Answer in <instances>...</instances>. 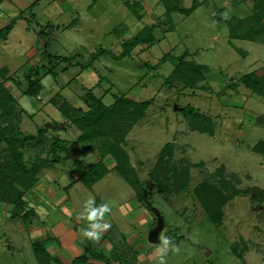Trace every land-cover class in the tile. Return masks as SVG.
Wrapping results in <instances>:
<instances>
[{
    "label": "rangeland",
    "instance_id": "rangeland-1",
    "mask_svg": "<svg viewBox=\"0 0 264 264\" xmlns=\"http://www.w3.org/2000/svg\"><path fill=\"white\" fill-rule=\"evenodd\" d=\"M190 2L182 0L180 6L187 8ZM198 2L190 15L171 13L165 21L158 0H0V30L10 25L0 36V68L7 69L3 86L16 100L10 122L18 134L34 135L45 123L67 122L47 103L53 94L74 107L82 106L80 96L88 89L105 106L117 96L151 101L120 145L134 168L130 178L145 190L143 199L136 202L133 189L114 171L90 189L79 183L78 206L70 194L78 215L90 197L111 204L106 240L118 250L116 264H157L159 241H146L155 225L150 208L163 219L160 233L181 249L169 255L168 264H264V200L250 199L253 187L255 198L264 194V158L251 152L256 142H264V98L237 81L260 74L264 45L228 37V24L249 15L250 0ZM149 26L150 37L118 57L121 44ZM179 57L208 69L193 89L168 79ZM50 66L55 77L44 74ZM29 68H36L41 78L39 100L22 93ZM187 107L207 120L181 111ZM199 124L212 133L196 131ZM79 134L68 124L44 135L46 143L54 137L63 141L65 149L52 163L63 168L61 176L66 169L78 175L96 159L99 141L78 142ZM37 150L26 149L25 158ZM50 169L56 174L52 165ZM203 181L216 189L226 185L222 205L201 204L196 189ZM41 208L60 216L52 199H44ZM8 213L0 202V264H36L30 242L43 236L27 233L28 223L12 221ZM125 240L137 252L129 251ZM58 259L53 264H67Z\"/></svg>",
    "mask_w": 264,
    "mask_h": 264
},
{
    "label": "trees",
    "instance_id": "trees-1",
    "mask_svg": "<svg viewBox=\"0 0 264 264\" xmlns=\"http://www.w3.org/2000/svg\"><path fill=\"white\" fill-rule=\"evenodd\" d=\"M95 1L97 0H92V3ZM158 1L163 7L165 21L171 13L188 16L199 6L198 0H191L187 8L180 6L182 0ZM250 2L251 8L248 10L249 15L228 24V37L234 40L249 41L264 45V0H250ZM217 21L220 22L218 17ZM9 30L10 25L5 26L0 30V36L6 35ZM150 30V26L143 28L138 34L125 40L124 43L121 44V52L118 57L128 55V52L137 44L144 43L146 39L150 37ZM50 58L52 60L57 59V57L48 56V59ZM48 65H50L49 61ZM42 68L44 67L41 66V69ZM207 70L205 66L184 61L183 57H179L168 79L170 82L174 81L193 89L195 84L203 77ZM37 71L36 68H29L23 76L25 87L22 93L29 98H35L41 90V78ZM44 71V74H49L52 77L56 76L51 66ZM7 73L8 71L6 68H0V202L11 205L10 214L8 215L9 219L12 220L16 217L26 219L30 212L25 211L20 215L23 210L21 193L34 186L37 175L41 170L50 168L52 163L58 162L59 153L62 152L65 147L62 144L63 141L56 137L50 138L49 142L46 143L47 138H45L44 135L47 129L43 127L37 128L34 135L28 134L21 136L18 134L16 126L10 122L14 108L17 105L16 100L13 98L10 91L3 86V82L9 79ZM237 81L238 84H241L250 91L251 94L264 98V67L260 74H245L240 76ZM80 101L82 106L74 107L64 99H61L58 94H54L48 99V103L67 121L63 123L64 127L70 124L80 131L77 138L78 142L99 141L100 143L95 162L88 170L81 172L77 180L85 187H90L106 173V169L103 166V159L109 157L114 162L112 170L133 189L136 200L140 202L144 197L141 191L144 193L145 190L140 191L142 188L137 180L130 178V175L132 176V174H134V168L129 163L120 145L123 143L125 132L129 129L131 124L140 120L151 101L135 102L123 98V96H117L114 97L110 105L105 106L101 103V99L95 97L89 89L80 96ZM181 111L198 116V113L189 107L183 108ZM198 118L203 121L207 120L203 115H199ZM209 125L211 126V124ZM208 127L205 128L199 124L195 130L201 133L211 134V129ZM45 143L46 148H43ZM39 147L43 149L41 150ZM30 148H38V150L36 153H32L31 159L29 158L30 156L25 158L26 149ZM42 151H44V153H42ZM251 152L264 158V142H256L251 147ZM198 186L196 190L200 193L199 197L202 200V205L207 203L213 204V202H215L217 206L223 204L221 202L226 197L223 194V188L226 185H221L223 188L216 189L210 183L203 181ZM231 189L232 188L227 185V188L224 190L229 194L231 193ZM250 199L264 200V194L259 192L257 198L251 195ZM96 202L99 204L97 200ZM83 244L88 250L87 254L79 255L74 258L70 264H85L88 258L101 261L104 264L108 263V260L104 258L102 253H94L92 250H89L85 238ZM31 250L36 264L54 263L43 248L42 241H32Z\"/></svg>",
    "mask_w": 264,
    "mask_h": 264
},
{
    "label": "crops",
    "instance_id": "crops-1",
    "mask_svg": "<svg viewBox=\"0 0 264 264\" xmlns=\"http://www.w3.org/2000/svg\"><path fill=\"white\" fill-rule=\"evenodd\" d=\"M35 99L39 100V96ZM48 99H47V103H48ZM19 109L21 108L19 107ZM21 111L23 110L21 109ZM66 151L68 150L66 149ZM95 160L93 161V163L95 162ZM93 163H91V165H89L87 168L89 169L93 165ZM113 165H114L113 160L109 157H105L103 159V166L106 169V173L98 181L93 183L90 187H86V188L90 189L91 187H94V185L97 184V182H99L105 175L113 171L112 170ZM69 170L70 169L65 170L66 174H64V176L60 175V171L58 174L57 173L55 174V171L51 170L50 168H45L41 170L39 174L37 175L34 186L31 189L21 193V200L23 202V206H22L23 210L21 211L20 215H22V213L25 211H29L30 213H28V216L26 219H22L21 217H16L15 219H12V221H15V222L20 220V224L22 222H27L28 223L27 231H26L27 233L29 232L39 237L43 236V238L41 239L31 240L30 248H31L32 241H35V240L42 241L43 248L49 254L52 260H55V258H59L65 261L67 264H70V262L74 258L78 257L79 255L87 254L88 252V250L84 246L83 247L81 246V244H83L84 237L82 236L80 230L82 227H85L86 224L85 222L80 221L78 219L79 211H77V209L73 207V203H70L71 193H73L75 196L74 204L76 206L79 205L77 200L81 201L80 195L82 193V190H81L82 188H80L79 186L80 185L79 183L81 182L77 180L78 175L81 172L78 175L75 173L69 174L70 173ZM81 185L84 186L82 183ZM78 191L80 192L79 193L80 198L79 197L77 198L76 192ZM25 197L29 199L28 200L29 205L25 203L23 199ZM40 198H43V199H40ZM46 198L54 200L55 206L59 207L58 208L59 213H60L59 218L54 217L51 214H48L43 219H41V217L38 216V211L41 208V202ZM95 199L98 201L97 198ZM83 204H81L80 207H83ZM6 206H8L9 212H10L11 205L6 204ZM137 214L139 215L140 211H138ZM137 214L135 218L138 217ZM70 218L72 219L70 220ZM129 218H132V220H134V215H130ZM65 219H68L69 221L65 223L64 221ZM143 221L145 222V220ZM22 227L24 226L22 225ZM107 236H108V232L102 237L101 241L98 244H96L97 245L96 248H92L91 242L88 240H87V244H88L89 250H92L94 253H98V252L102 253L104 258H106L108 262H110L111 264H116L115 262L117 261L116 256H117L118 250L116 247L111 245L109 241L106 240ZM124 242L129 251L137 252L136 249L132 246V243L130 240H125ZM113 257H114L113 261L112 260L110 261V259H112ZM140 259L141 257L137 258L138 261H140ZM92 262L94 264L103 263L101 261H96L94 259L88 258L85 264H91Z\"/></svg>",
    "mask_w": 264,
    "mask_h": 264
},
{
    "label": "clouds",
    "instance_id": "clouds-1",
    "mask_svg": "<svg viewBox=\"0 0 264 264\" xmlns=\"http://www.w3.org/2000/svg\"><path fill=\"white\" fill-rule=\"evenodd\" d=\"M225 20L229 19L227 13L222 14ZM112 211L111 204L109 202H101L97 204L95 197L88 198L82 207L78 219L85 222L86 226L81 228L82 236L93 243H99L102 237L112 227L111 223L106 220V216ZM41 219L48 215V212L44 208H40L38 211ZM158 245L155 248V254L157 258V264H168V258L170 254H179L181 249L173 241V239L163 233H160L157 237Z\"/></svg>",
    "mask_w": 264,
    "mask_h": 264
},
{
    "label": "water",
    "instance_id": "water-1",
    "mask_svg": "<svg viewBox=\"0 0 264 264\" xmlns=\"http://www.w3.org/2000/svg\"><path fill=\"white\" fill-rule=\"evenodd\" d=\"M174 109H175V106H174ZM42 127L48 130H61L64 127V125L60 124L57 126V125H51V124L45 123ZM52 167L55 168L57 174L59 173L60 170H63V168L59 166L58 164H52ZM251 195L252 196L257 195V190L255 187L251 188ZM150 212L155 217V225L153 226L152 229L148 231L146 235V241L150 244H154L157 242L158 240L157 237L163 228V219L157 209L150 208Z\"/></svg>",
    "mask_w": 264,
    "mask_h": 264
}]
</instances>
